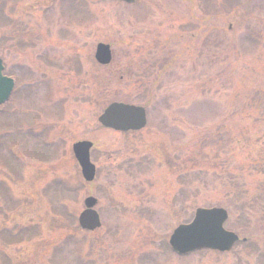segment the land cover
<instances>
[{
  "label": "rangeland",
  "instance_id": "374dc122",
  "mask_svg": "<svg viewBox=\"0 0 264 264\" xmlns=\"http://www.w3.org/2000/svg\"><path fill=\"white\" fill-rule=\"evenodd\" d=\"M0 13L16 77L0 106V235L33 232L0 237V264H264V0H0ZM112 100L144 105L145 127H102ZM80 139L90 182L71 151ZM88 194L93 231L76 225ZM198 206L225 208L224 228L247 240L170 250Z\"/></svg>",
  "mask_w": 264,
  "mask_h": 264
},
{
  "label": "water",
  "instance_id": "95a60500",
  "mask_svg": "<svg viewBox=\"0 0 264 264\" xmlns=\"http://www.w3.org/2000/svg\"><path fill=\"white\" fill-rule=\"evenodd\" d=\"M94 58L100 64L108 63L110 61L108 44L97 43ZM1 69L0 59V103L8 97L13 85V80L2 75ZM97 121L101 125L115 130L139 129L145 124V111L141 106L113 101L102 110ZM90 146L91 141L88 140H78L72 144L73 154L80 166L81 175L86 181H90L94 177V165L89 161L88 155ZM95 203L96 199L92 196L84 198L85 207L77 217L81 228L91 230L100 225L98 214L93 209ZM226 217L227 212L223 208L198 207L190 222L179 224L173 229L169 235L168 243L179 254L199 248L229 250L238 236L222 227Z\"/></svg>",
  "mask_w": 264,
  "mask_h": 264
},
{
  "label": "trees",
  "instance_id": "16d2710c",
  "mask_svg": "<svg viewBox=\"0 0 264 264\" xmlns=\"http://www.w3.org/2000/svg\"><path fill=\"white\" fill-rule=\"evenodd\" d=\"M7 19L0 13V23H6ZM33 232H31L28 228H19L16 231H10L9 233H3L0 235L1 238L5 239L7 242H17L22 239H27L31 237ZM4 259V258H3ZM4 262H7L4 259Z\"/></svg>",
  "mask_w": 264,
  "mask_h": 264
},
{
  "label": "flooded vegetation",
  "instance_id": "af4514ba",
  "mask_svg": "<svg viewBox=\"0 0 264 264\" xmlns=\"http://www.w3.org/2000/svg\"><path fill=\"white\" fill-rule=\"evenodd\" d=\"M112 1H114V2H121V3H123L122 1H119V0H112ZM137 0H134L132 3H134V2H136ZM125 3V2H124ZM127 4V3H126ZM129 4V3H128ZM1 106V105H0ZM5 116V117H4ZM8 123H9V119H7V115H3V118H2V121L0 120V124L2 125V127H7V125H8ZM9 127V126H8ZM6 131H8L7 129H6ZM95 169H96V166H95Z\"/></svg>",
  "mask_w": 264,
  "mask_h": 264
}]
</instances>
